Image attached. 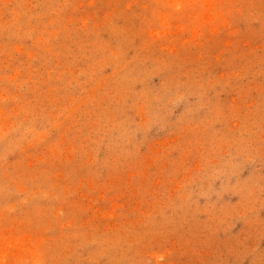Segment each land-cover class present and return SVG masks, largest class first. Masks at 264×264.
<instances>
[{
  "label": "rangeland",
  "instance_id": "obj_1",
  "mask_svg": "<svg viewBox=\"0 0 264 264\" xmlns=\"http://www.w3.org/2000/svg\"><path fill=\"white\" fill-rule=\"evenodd\" d=\"M0 264H264V0H0Z\"/></svg>",
  "mask_w": 264,
  "mask_h": 264
}]
</instances>
